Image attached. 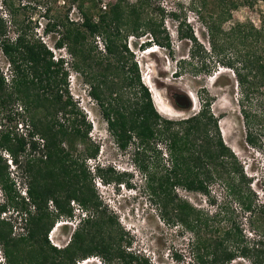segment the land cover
Wrapping results in <instances>:
<instances>
[{
    "label": "trees",
    "instance_id": "16d2710c",
    "mask_svg": "<svg viewBox=\"0 0 264 264\" xmlns=\"http://www.w3.org/2000/svg\"><path fill=\"white\" fill-rule=\"evenodd\" d=\"M71 2L78 3L81 13L78 21L66 15L48 24L52 28L63 27L56 47L66 49L72 56L73 70L87 78L88 95L97 101L118 145L126 149L133 138L139 139L141 155L148 150L158 151L161 163L166 162L160 178L151 166L141 163L148 186L164 196L179 187L210 196L211 185L220 181L243 210L253 212L254 200L248 193L246 174L237 156L223 141L219 118L211 110L213 99L202 98L199 111L188 118L162 117L149 89L141 81L137 65L126 69V55L129 52L127 40L131 36L146 39L140 46L142 50L158 45L171 54L173 42L164 26L166 17L171 16L176 21L178 39L192 45L190 56L177 62L175 77L182 76L186 64L195 76L212 75L221 65L233 70L242 94L239 106L247 127V142L257 146L258 137L264 136V19L261 27L248 22L235 25L228 33L222 29L232 18L233 10L252 5L254 0L195 3L193 10L203 26L208 49L197 41L187 20L180 21L175 11L166 13L158 0H136L135 3L118 0L103 7L95 4L98 0H92L93 9L99 8L97 17L92 7H85V0ZM2 23L0 20V37L4 36ZM98 40L102 41L104 52L98 51ZM238 46L243 47V52L236 49L237 55L227 56ZM95 50L102 57L96 63ZM2 52L9 62L11 79L7 81L0 68V109L19 103L28 117V121H22L26 133L20 134L18 125L12 131L0 129V189L7 199L0 203V250L4 264H77L79 259L85 260L94 254L105 256L110 263L114 256L111 245L94 241L93 232L102 231L114 221L103 210L101 216L95 218L101 203L92 184L93 177L86 168V160L73 155L78 143L88 145L91 125L86 124L85 115L69 95L65 59L54 58L41 39H29L23 34L14 41H3ZM127 89L133 93L125 99ZM173 100L179 109L191 108V100L185 94H175ZM252 104L255 111L246 106ZM98 151V147L87 148L85 158H96ZM5 153L25 178L26 197L16 195V183L11 178ZM109 171L112 170L97 167V174L104 181L107 180L104 173ZM156 181L158 185L153 188ZM247 188L248 191H244ZM72 201L86 209L94 208L95 216L90 214L83 228L74 232L69 244L58 248L50 243L48 236L56 222L65 216L72 217ZM50 203L54 212L49 211ZM10 208L17 217L13 214L5 219L3 214ZM176 216L179 223L195 234L201 219H205L201 211L186 202L177 205ZM16 219L23 226L19 235L14 233ZM224 233L222 238L207 240L197 235L195 247H213L211 251L207 248L203 255H196L198 264H209V260L210 264H229L236 258L229 247L241 241V230L231 226ZM241 254L246 256L248 252L243 250ZM115 255L127 264H148L147 259L125 255L120 249ZM252 264H264V257L261 254L253 257Z\"/></svg>",
    "mask_w": 264,
    "mask_h": 264
},
{
    "label": "rangeland",
    "instance_id": "374dc122",
    "mask_svg": "<svg viewBox=\"0 0 264 264\" xmlns=\"http://www.w3.org/2000/svg\"><path fill=\"white\" fill-rule=\"evenodd\" d=\"M85 1L87 3L85 7L91 8L92 0ZM116 1L118 0H98L95 4L103 7ZM127 1L136 2V0ZM158 1L166 13L175 11L181 18L180 21L187 20L189 28L195 31L197 41L204 48H209L203 26L193 10L195 3H200L202 0ZM92 11L94 17H97L99 8L92 7ZM66 15L78 21L81 18L78 3L73 4L71 0H0V20L5 25L4 36L0 37V68L9 81L11 72L9 62L2 52V45L5 40L14 41L19 34L26 35L29 39H41L53 52L54 58L65 59V67L69 73L67 79L69 95L85 115L86 124L91 125L88 145L78 143L74 147L73 155L75 158L80 157L86 160V168L93 177L92 184L101 203L95 218L100 217L103 210L106 216L114 221L111 225L105 226L102 231L93 232L94 241L99 243L104 241L111 245L113 260L109 263L105 256L94 254L88 258L91 261L88 264H127L126 260L115 255L118 249L125 255L133 254L139 259H147L148 264H171V262L172 264H198L196 255L198 253L203 255L207 253V248L211 251L213 247H195L197 235L202 240L210 237L222 238L224 232L231 226L240 228L241 241L229 247L236 253V258L229 264H252L253 257L259 254L264 257V208H262L264 207V136L258 137L257 146L247 142V127L239 106L242 94L233 70L221 65L212 75L202 73L195 76L190 71L191 67L186 64L182 76L176 78L174 73L179 66L177 62L190 56L192 45L178 39L176 21L171 16H167L164 23L173 42L171 54L169 50L158 45H156L157 53L142 50L140 46L143 41H146L145 38L141 40L131 36L127 40L129 52L126 55V69L137 65L141 81L149 91L152 89L156 103L168 108L163 114L158 112L162 117L172 120L188 118L199 111L202 98L206 99L209 96L213 99L211 110L219 118L223 141L237 156L246 174V184L250 190L248 191L247 188L244 191L252 195L255 209L253 212L243 210L241 204L228 195L220 181L211 185L210 196L190 192L182 187L170 191L169 196H164L158 191L154 192L148 186L146 173L141 170V163L151 166L156 177L160 178L164 174L163 166L166 162L161 163L158 151L148 150L141 155L139 139L133 138L126 149L118 145L114 134L108 130L107 122L103 118L97 101L88 95L87 78L73 70L71 64L73 59L67 50L56 47L59 37L63 34V27L52 28L48 24L52 25L60 17L64 19ZM263 19L264 0H254L252 5H242L237 10H233L232 18L223 24L222 29L228 33L235 25L248 22L261 27ZM99 40L96 41L98 51L104 52V45ZM236 49L243 52V47L238 46L230 50L227 56L237 55ZM98 51L95 50L93 53L96 57L94 63L102 58ZM96 69L101 70L97 66ZM220 76L221 78L217 80ZM132 93L133 91L125 90V99L132 97ZM175 94L187 95L192 103L191 108L187 110L177 108L173 100ZM246 106L255 111L254 104ZM155 108L157 110V105ZM22 121H28V117L21 111L19 103H14L5 110L0 109V129L12 131L18 125L20 134L26 133V126H23ZM37 139L42 142L40 138L37 137ZM96 147L99 149L97 157L85 158L87 148L92 150ZM152 147L157 148L156 145ZM4 157L10 165L11 178L16 183V195L26 197L25 178L19 174L17 166L12 163L9 155L5 153ZM98 165L105 171L112 170L104 173L107 180L104 181L97 174ZM157 185L158 181L154 183L153 188ZM0 195V203H5L6 197L3 193ZM181 202L195 207L204 214L203 218L208 219L207 221L201 219L197 234L178 222L176 209ZM49 205V211L54 212V207L51 203ZM70 208L72 217L65 216L56 222L48 236L50 243L58 248L66 247L74 232L83 228L84 222H81L80 214L93 215L95 211L92 207L89 209L82 207L77 201H72ZM13 214L16 218L17 213L10 208L3 217L10 219ZM58 223L62 226L56 227ZM65 223L73 226H65ZM13 225L16 235L22 233L23 226L19 219H16ZM257 245L259 247H255ZM243 250H247L246 256L241 254ZM88 259H79L77 264H85ZM0 262L5 263L1 250Z\"/></svg>",
    "mask_w": 264,
    "mask_h": 264
},
{
    "label": "clouds",
    "instance_id": "9594fccd",
    "mask_svg": "<svg viewBox=\"0 0 264 264\" xmlns=\"http://www.w3.org/2000/svg\"><path fill=\"white\" fill-rule=\"evenodd\" d=\"M146 51L147 52H150V53H157L158 51H157V46L156 45H154L153 47H151V48H148V49H146ZM151 88V87H150ZM150 92H151V95H152V99H153V102H154V105H155V107H156V100H155V95H154V93H153V91H152V89H150ZM107 127H108V125H107ZM108 130H109V128H108ZM98 168L100 167L101 169L103 168L102 166H100V165H98L97 166ZM104 169V168H103ZM96 182V181H95ZM119 186L121 187H123V185H120L119 184ZM0 194H2V191H1V189H0ZM0 197H1V195H0ZM76 210V209H75ZM79 212V211H78ZM81 215V222H85L88 218H89V216H90V214L88 215V214H80ZM80 222V223H81ZM65 226H67V225H71V226H73L72 224H69V223H65L64 224ZM62 226V224H57V226L56 227H61ZM172 261H173V259H172ZM171 264H172V262H171Z\"/></svg>",
    "mask_w": 264,
    "mask_h": 264
},
{
    "label": "bare ground",
    "instance_id": "6f19581e",
    "mask_svg": "<svg viewBox=\"0 0 264 264\" xmlns=\"http://www.w3.org/2000/svg\"><path fill=\"white\" fill-rule=\"evenodd\" d=\"M155 92V91H154ZM193 99V98H192ZM194 100V99H193ZM195 102V101H194ZM156 105H157V109H158V111L160 112V113H165V111H167L168 110V108H164V107H161V105H159L158 103H156ZM164 106V105H163ZM87 264L88 263H90L91 261H90V259H88L87 261H85ZM85 263V264H86ZM83 264V263H82Z\"/></svg>",
    "mask_w": 264,
    "mask_h": 264
}]
</instances>
